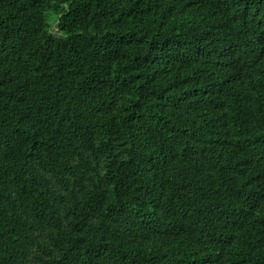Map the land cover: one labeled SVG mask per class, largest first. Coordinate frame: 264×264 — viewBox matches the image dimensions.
<instances>
[{"label": "trees", "instance_id": "trees-1", "mask_svg": "<svg viewBox=\"0 0 264 264\" xmlns=\"http://www.w3.org/2000/svg\"><path fill=\"white\" fill-rule=\"evenodd\" d=\"M0 264H264V0H0Z\"/></svg>", "mask_w": 264, "mask_h": 264}]
</instances>
